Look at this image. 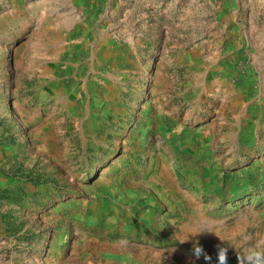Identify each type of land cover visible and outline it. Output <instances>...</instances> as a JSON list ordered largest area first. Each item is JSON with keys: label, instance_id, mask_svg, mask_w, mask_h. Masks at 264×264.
<instances>
[{"label": "rangeland", "instance_id": "obj_1", "mask_svg": "<svg viewBox=\"0 0 264 264\" xmlns=\"http://www.w3.org/2000/svg\"><path fill=\"white\" fill-rule=\"evenodd\" d=\"M222 243L264 247V0H0V264Z\"/></svg>", "mask_w": 264, "mask_h": 264}, {"label": "clouds", "instance_id": "obj_2", "mask_svg": "<svg viewBox=\"0 0 264 264\" xmlns=\"http://www.w3.org/2000/svg\"><path fill=\"white\" fill-rule=\"evenodd\" d=\"M206 231V229H202L193 235L195 236ZM187 240H182L180 242L183 243ZM216 248L217 264H228L229 246H225L222 243L218 244ZM192 254L196 257V259H199L202 256L207 262H211L212 260V257L204 250L203 246L199 244L198 240L193 243ZM236 264H264V247L251 246L246 253L241 255L236 254Z\"/></svg>", "mask_w": 264, "mask_h": 264}]
</instances>
